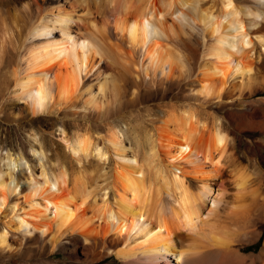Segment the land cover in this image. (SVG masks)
<instances>
[{
	"label": "bare ground",
	"instance_id": "6f19581e",
	"mask_svg": "<svg viewBox=\"0 0 264 264\" xmlns=\"http://www.w3.org/2000/svg\"><path fill=\"white\" fill-rule=\"evenodd\" d=\"M52 1L44 7L26 0L24 29L17 21L0 25V69L7 38L20 44L7 93L30 115L99 110L123 91L122 73L163 88L182 82L208 109L188 108L171 127L163 124L141 160L111 133L112 173L99 183L84 162L88 131L67 140L71 164H44L41 151H33L38 165L7 155L0 169V251L42 241L79 264L110 256L123 264L167 257L264 264V246L257 257L241 255L232 243L243 239L235 243V226L222 224L253 218L254 231H264V143L250 139L254 132L264 136V99L256 98L264 94V0H109L110 15L102 19L88 9L77 13L71 0ZM45 11L44 20L32 22ZM218 106L234 110L220 117ZM239 135L246 136L245 150ZM97 146L92 155L101 158Z\"/></svg>",
	"mask_w": 264,
	"mask_h": 264
},
{
	"label": "rangeland",
	"instance_id": "374dc122",
	"mask_svg": "<svg viewBox=\"0 0 264 264\" xmlns=\"http://www.w3.org/2000/svg\"><path fill=\"white\" fill-rule=\"evenodd\" d=\"M25 1L26 0H0V25L3 23L6 27H9L17 21L18 25L20 23L19 26L21 27V29H24L29 22V19H26L27 15L24 13V9H22L24 8V6L26 7ZM50 1L37 0V2L40 5H43L44 7L48 5L54 6V2L52 0ZM71 1L72 5L77 6L74 7L76 8L75 11L77 13H81L82 10L84 11L85 9L86 11L88 9L87 11L95 14V16L97 14L98 18L100 16L104 18V15H106L105 18H107L110 15L108 4L109 0H78L77 2L75 0ZM73 1H75L76 3H74ZM96 7L98 8V11H96ZM101 11L102 13H100ZM23 13L25 14V16H23ZM46 16L47 12L45 11L41 13L40 16L34 17L32 19V22L42 21L46 18ZM102 17L100 18L102 19ZM1 40L2 33L0 27V41ZM17 43L18 42L16 40L9 42L7 38V42L4 48V64L0 69L1 170L5 169V164L8 161L7 158H10V156L14 159H17L19 156H22L26 161L38 165L39 162L37 160V157L33 154V151H41V153H43L42 163L44 164L52 166H57L61 163L71 164L73 163L74 159L70 154L69 148H67L69 145L66 144L67 140L69 142V138L72 137V135H74L75 133H82L88 131L90 133L89 137L91 139L90 155L88 156L87 160L85 159L84 162L86 164L93 165V172L91 173V176H100V178L98 179L99 183L102 181L103 178H109L112 173L111 167L113 166L114 156L112 153L111 146L106 142V139L111 133H117L125 144V146L129 148L130 151L132 150L133 152H135L138 158L141 160L144 151L147 150V144H149L148 142L156 144L157 134L160 129L166 125H168L167 127H171L172 124H169L170 120L174 122L175 120H178L180 116L183 117L185 113H188L190 111L192 113H196L197 111H200L199 106H203V108L208 109V104L205 105L204 103L202 104L201 101H197L193 97L190 98L191 95L187 92L188 86L182 85V82L178 85H172L170 87L163 88L155 84L144 82L142 77L139 78L134 77L133 75L122 73V77H125V79H123L122 81V84L124 82L126 83H124L123 85V91L121 92L122 94L120 93V95L115 100L116 102L102 106V110L77 109L66 112H53L50 115L32 116L29 114L26 104L22 101H17L16 99L12 98L7 93L6 89L5 81L7 80L9 69L11 67H14L17 64L18 60L20 44ZM196 60L197 63L201 61V48L198 47L196 49ZM139 79L141 80V82ZM137 87H139L140 90ZM133 88L136 92L133 96H130V93ZM256 98L264 99V94L259 95ZM188 108L190 109V111L188 110ZM191 108H194V110H192ZM224 108L225 107H217L216 112L218 116L222 117L226 112L234 110L233 106V109L225 108L224 110ZM182 111H184L185 113ZM164 119L168 122V124ZM238 137L239 138L237 143L240 142V148L242 150H245V147L247 145L246 136L239 135ZM250 139L255 142L259 141L264 143V136L260 135L258 132L252 133L250 135ZM93 143L94 145L92 147ZM94 146L100 148V152L102 153V157L104 158H96V156H94ZM7 155L10 156L7 157ZM253 171H255V173H257L258 175L260 173L258 172V170H254V167L248 168V172L252 173ZM227 180L228 183H230L232 179L228 177ZM229 185L231 189L230 191L233 192V185L231 183ZM191 191L193 193H196L197 187L192 186ZM165 197L166 196L162 194L161 200L164 199V203L167 201L165 200ZM245 221H247L245 223L246 225H242L240 223L241 220L232 221L231 224V220L223 219L222 224H228L227 226L234 225V230H237L236 233H242L240 234V236L238 234V236H236L237 238H234V242H238L239 240L242 241L243 239V244H245V246L240 241V244H237L235 242L236 244L232 243V247L234 249L239 248L240 254L243 256L257 257L259 255L258 253L261 252L264 246V231L260 235L259 233L254 231L255 226L253 218H250L249 220ZM236 223H239L241 226H238L239 224H237L236 226ZM241 230H243V232ZM247 232L249 233L248 236ZM254 232L256 233V236ZM243 233H246V236H244ZM251 236L254 237L252 238ZM246 237L252 240H248ZM249 241L250 244L248 243ZM47 246L48 245L44 242L38 241L36 243H27L26 245L17 249L18 251L15 250L12 253L8 250L0 251V264H79L70 261L68 253L66 251L61 250L60 248H55L54 250H51V248ZM182 261L176 263L174 258L167 257L165 261H160L161 263L159 262V264H187L186 259H183ZM257 262L258 264H260V262L256 259L255 264H257ZM246 263L251 264L249 261H246L245 264ZM96 264L123 263L117 262L114 256H110L108 258H104L101 262Z\"/></svg>",
	"mask_w": 264,
	"mask_h": 264
}]
</instances>
